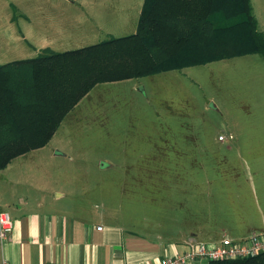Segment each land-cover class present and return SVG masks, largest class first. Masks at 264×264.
<instances>
[{
    "label": "rangeland",
    "instance_id": "rangeland-1",
    "mask_svg": "<svg viewBox=\"0 0 264 264\" xmlns=\"http://www.w3.org/2000/svg\"><path fill=\"white\" fill-rule=\"evenodd\" d=\"M250 2L264 35V0ZM142 3L0 0V59L132 34ZM249 60L264 68L256 53L97 85L24 169L59 190H90L128 229L170 223L177 205L187 207L219 173L247 171L253 152L264 157V105L254 88L264 79L242 74Z\"/></svg>",
    "mask_w": 264,
    "mask_h": 264
},
{
    "label": "crops",
    "instance_id": "crops-1",
    "mask_svg": "<svg viewBox=\"0 0 264 264\" xmlns=\"http://www.w3.org/2000/svg\"><path fill=\"white\" fill-rule=\"evenodd\" d=\"M39 49L43 51L37 56L65 52L56 51L50 44ZM252 54L256 53L234 57ZM22 59L28 58L4 57L0 59V65ZM248 63L251 65H247L242 74L264 79V68L255 61ZM8 84L11 89L12 81ZM254 88L259 92L255 99L264 105V82ZM12 89L10 96L16 105L0 114V130H51L50 115L43 119L42 112L22 107V101H31L33 93ZM58 90L55 88V92ZM90 91L63 114L60 121L58 116L62 110H53V122L58 124L45 145H36V140L29 138L21 140L19 136L15 140L17 146L39 148L15 157L0 170V211L8 213L13 223L7 241L0 243V264L4 260L11 264H159L163 258L183 254L191 244H218L223 238L240 242L251 234H264V157L258 153L253 152L250 162L244 161L247 171L219 173L215 183L203 185L207 189L189 195L187 207L177 205L176 211L181 213H175L170 223L152 224L145 231L123 226L113 218V211L92 201L90 190H59L47 175L27 172L24 169L26 163L37 158L33 153L48 147L65 117ZM225 140L224 137L222 141ZM1 142L13 141L1 139ZM213 184H216V190L209 189ZM226 213H234V218H226ZM188 264H209V261L199 259Z\"/></svg>",
    "mask_w": 264,
    "mask_h": 264
},
{
    "label": "trees",
    "instance_id": "trees-1",
    "mask_svg": "<svg viewBox=\"0 0 264 264\" xmlns=\"http://www.w3.org/2000/svg\"><path fill=\"white\" fill-rule=\"evenodd\" d=\"M248 53H259L264 60V35L250 0H144L132 34L0 65V114L15 108L10 96L15 88L33 93L31 101H22L23 109L42 112L43 119L50 115L52 122L49 131L0 130V170L15 157L39 148L17 146L18 136L45 145L58 124L53 122V110H62L60 121L97 85ZM209 264H264V253Z\"/></svg>",
    "mask_w": 264,
    "mask_h": 264
},
{
    "label": "built area",
    "instance_id": "built-area-1",
    "mask_svg": "<svg viewBox=\"0 0 264 264\" xmlns=\"http://www.w3.org/2000/svg\"><path fill=\"white\" fill-rule=\"evenodd\" d=\"M224 140V137H219ZM13 223L8 213L0 211V243L7 241ZM101 230V228H98ZM264 253V234H251L245 240L237 242L223 238L218 244H191L183 254L175 257L163 258L159 264H188L199 259L207 261L242 260L256 257ZM2 264H11L4 260Z\"/></svg>",
    "mask_w": 264,
    "mask_h": 264
},
{
    "label": "water",
    "instance_id": "water-1",
    "mask_svg": "<svg viewBox=\"0 0 264 264\" xmlns=\"http://www.w3.org/2000/svg\"><path fill=\"white\" fill-rule=\"evenodd\" d=\"M102 166H103V164H102Z\"/></svg>",
    "mask_w": 264,
    "mask_h": 264
}]
</instances>
